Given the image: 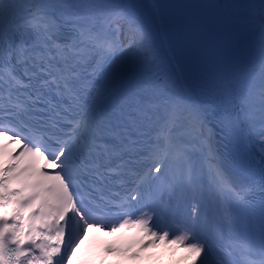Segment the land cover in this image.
Masks as SVG:
<instances>
[{
    "label": "snow or ice",
    "instance_id": "obj_1",
    "mask_svg": "<svg viewBox=\"0 0 264 264\" xmlns=\"http://www.w3.org/2000/svg\"><path fill=\"white\" fill-rule=\"evenodd\" d=\"M208 9L239 70L144 75L163 63L151 20L187 34ZM249 134L264 156V0H0V264H68L89 229L135 234L106 255L163 245L192 264H264Z\"/></svg>",
    "mask_w": 264,
    "mask_h": 264
},
{
    "label": "bare ground",
    "instance_id": "obj_2",
    "mask_svg": "<svg viewBox=\"0 0 264 264\" xmlns=\"http://www.w3.org/2000/svg\"><path fill=\"white\" fill-rule=\"evenodd\" d=\"M232 0H219V4L229 3ZM225 39H224V48H223V62L224 67L229 70H239L240 61L234 54V47L236 42V35L230 29L229 25L225 24ZM157 53L161 59L162 67L159 70H146L144 75L147 76H156L158 73V78H162L165 74L176 81L178 84H183L181 72L175 65L173 64L174 60L171 52L167 49V47L162 50H157ZM167 67H171L170 73H166ZM254 79V78H253ZM117 232L124 233V244L123 246L128 245L133 242L135 234L130 230H120ZM132 249H136L133 247ZM140 252V251H139ZM141 259L144 260V256H147V259L154 261L156 264H192L191 258L182 259V257L187 256L182 249L176 250L175 252L170 249L165 248L163 245L158 247H150L145 251L140 252ZM76 259V256L73 257V261H69V264H72ZM114 261V256L106 255L104 252L97 253L90 261L89 264H111ZM126 262H134V260H127Z\"/></svg>",
    "mask_w": 264,
    "mask_h": 264
},
{
    "label": "rangeland",
    "instance_id": "obj_3",
    "mask_svg": "<svg viewBox=\"0 0 264 264\" xmlns=\"http://www.w3.org/2000/svg\"><path fill=\"white\" fill-rule=\"evenodd\" d=\"M123 264H156V263L152 260H145V261H134L129 263H123Z\"/></svg>",
    "mask_w": 264,
    "mask_h": 264
}]
</instances>
